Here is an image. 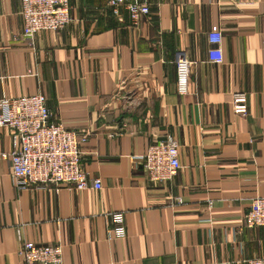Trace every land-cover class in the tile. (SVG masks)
I'll use <instances>...</instances> for the list:
<instances>
[{
	"label": "crops",
	"instance_id": "crops-1",
	"mask_svg": "<svg viewBox=\"0 0 264 264\" xmlns=\"http://www.w3.org/2000/svg\"><path fill=\"white\" fill-rule=\"evenodd\" d=\"M133 27L107 0H69L71 23L21 38L20 0H0V98L42 94L55 121L87 134L81 164L101 190L74 192L10 182L1 153L0 264H25V241L62 246V264H244L264 257V228L235 234L264 197V0H146ZM222 34L223 62H207V33ZM191 62L188 93H176L177 54ZM247 97L234 114L232 95ZM179 146L173 180L151 183L142 161L164 135ZM111 213L125 238L108 239ZM209 220V221H207Z\"/></svg>",
	"mask_w": 264,
	"mask_h": 264
},
{
	"label": "built area",
	"instance_id": "built-area-1",
	"mask_svg": "<svg viewBox=\"0 0 264 264\" xmlns=\"http://www.w3.org/2000/svg\"><path fill=\"white\" fill-rule=\"evenodd\" d=\"M240 3L238 0H231ZM112 17L122 23V10L126 11L133 27L150 14V5L146 0H107ZM20 15L24 27L21 38L34 47L36 34L42 31L57 32L71 23L69 0H20ZM207 62L218 66L223 62L220 48L222 34L207 33ZM191 62L185 54L179 53L175 59L176 93L185 96L188 93ZM231 109L234 114H247V97L235 92ZM0 128H6L12 135L10 153H1L2 159L10 166V182L14 188L23 190L31 187L56 188L64 185L76 193L85 190H101V181L89 180L81 164L80 145L87 140V134H78L67 130L55 121L45 96L28 95L20 98H0ZM179 146L173 135L166 134L151 144L147 152L140 157L144 173L153 184H164L173 180L181 169ZM113 228L108 230V239L125 238L122 213L108 215ZM209 221V220H207ZM246 229L264 228V197L251 201L248 211L242 218V225L234 230L235 234ZM19 248L16 255L25 264H62V246L38 245L25 241L17 232ZM244 264H264V257H255Z\"/></svg>",
	"mask_w": 264,
	"mask_h": 264
}]
</instances>
